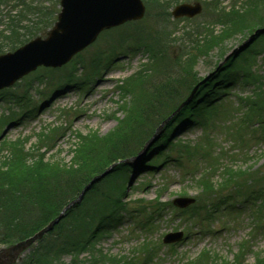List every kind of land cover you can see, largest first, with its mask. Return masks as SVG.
Wrapping results in <instances>:
<instances>
[{
    "label": "rangeland",
    "instance_id": "rangeland-1",
    "mask_svg": "<svg viewBox=\"0 0 264 264\" xmlns=\"http://www.w3.org/2000/svg\"><path fill=\"white\" fill-rule=\"evenodd\" d=\"M186 1L201 2L202 12L193 18H173L174 6ZM143 2L146 12L140 20L106 29L68 63L57 68L40 66L0 90V122L4 121L0 126V142L22 140L26 148L44 146L42 132L48 126H57L61 134L54 141L55 148L49 149L47 159L69 166L74 149L84 141L81 137L96 133L104 136L125 121L129 106L136 104V95L132 93L123 101V91L119 87L135 76L132 82L138 89L137 97H142L145 107L147 103L150 105L146 111L148 118L140 125L139 132L128 140L129 149L135 152L151 130L162 123L159 124L169 113L172 100L176 98L175 103L184 101L200 79L212 78V82L218 79L226 71L224 66L229 57H232L229 63L233 66L243 61L250 48L257 49L259 54L251 55L253 58L246 68L264 75V33L251 40L257 27L264 26L255 22L258 15H264L263 0ZM60 9L59 0H0V52L12 51L36 36L44 37L56 22ZM249 41L244 51L231 56ZM240 81L215 102L213 109H208L199 118V124L183 123L172 133V141L190 143L198 149L192 156H189L188 147L173 149V143H170L160 155L150 158L157 162L169 155L166 165L146 168L135 161L134 167L128 166L127 174L112 171L93 185L98 186L97 190L91 191V188V193H86L80 203L88 196L83 207L91 210L88 214L94 215L98 212L94 211L95 198L107 203L106 196L118 191L120 186L126 188L127 213L124 212L121 222L100 234L99 247L103 252L117 255L121 264H254L256 256L264 254V207L249 203L245 195L243 199L233 196V200H241L233 213L226 215L222 208L211 218H207L205 211H200L199 215L192 213L193 209H178L172 203L179 196L205 194L199 186V178L210 169L215 179L222 177L212 158L214 144L218 154L225 158V164L243 167L249 164L264 170L261 168L264 164V127L258 122L264 113L252 116L251 105L258 109L254 87ZM157 85L160 88L157 89ZM9 95L15 97L5 98ZM248 100L250 108L245 105ZM260 101L264 108V99ZM246 111L250 119L255 120L251 135L235 128L240 126V117ZM180 113L181 110L174 115L176 119L172 125L179 120ZM12 118L18 120L14 122ZM164 132L162 129L157 142L164 137ZM246 151L250 160L244 163ZM0 155H7V151H1ZM225 192L235 191L228 188ZM180 210L182 212H178ZM149 216L155 220L154 227H141L140 223L149 221ZM84 220L89 225L90 218L87 216ZM85 227H80L78 233L82 229L88 235L90 228ZM65 229L69 228L66 226ZM179 230L183 231L180 240L163 241L166 233ZM34 246L36 244L24 256ZM3 247L5 245L0 244V248ZM203 251L209 253L201 260L198 256ZM87 256L84 254L81 258ZM65 262L77 264L70 255L65 256Z\"/></svg>",
    "mask_w": 264,
    "mask_h": 264
},
{
    "label": "trees",
    "instance_id": "trees-1",
    "mask_svg": "<svg viewBox=\"0 0 264 264\" xmlns=\"http://www.w3.org/2000/svg\"><path fill=\"white\" fill-rule=\"evenodd\" d=\"M259 1L262 0H257V2ZM253 5L256 4L254 3ZM252 12H255V10ZM255 22H260L259 25H263L264 15H258ZM255 53L259 54L257 49L250 48L246 52V57H244L243 61L233 66L230 65L229 60L224 66L226 71L221 76H218V79L212 82L213 79L211 78L201 85L193 99L181 109L179 120L172 125L176 119L175 116L167 122L164 128V137L160 141L154 142L147 155L138 162L146 168L157 167L156 165L160 161L163 165H166L170 158L169 155L157 162L155 159L150 160V158L159 154L160 151L163 152L165 146L170 143H173V149L175 147H188L189 156L197 152L198 149H194L193 146L189 145L190 143L172 141V133L177 131L178 127L183 123L188 125L191 123L192 125L194 122H199V118L208 109L209 111L213 109L215 102L226 94L231 86L238 84L239 80H241V83L243 81L246 82L245 84L255 85L253 92L258 109H255V106L252 105L250 108V100L247 101V105L252 109V116L264 113V108L260 101L264 99V75L251 72L250 67L249 69H247L248 67L246 68L249 60L253 58L251 55ZM135 78V76L130 77L126 80L124 86L120 85L119 87L123 91V101L132 93L136 95L134 100L136 104L134 103L133 107L129 106L127 113L124 115L125 121H121L122 123L118 124L116 129L104 136H99L96 133L86 134L81 137L84 141L81 142L82 145L80 143L74 149L73 159L69 166L63 164L62 161L47 159L48 151L55 148L56 144L54 141L61 134V129L57 126H48L42 132L41 139L45 142L44 146L39 144L37 147L26 148L25 144H22V140L11 141L4 139L0 142V153L3 150L7 151V155H0V244H12L34 235L59 215L63 207L77 197L94 175L103 172L115 162L138 154L154 134L156 128L151 130L137 151L132 152L129 149L128 140L139 132L140 125L144 124V121L148 118L146 111L148 110L147 106H150L147 103L145 107L142 97H137L138 89L132 82ZM199 81H196L193 87ZM156 88H160V85H157ZM13 97L15 96L9 95L5 98L11 99ZM176 100V98L172 100L173 104L169 106V113L160 120L159 124L180 105V100L175 103ZM249 116L248 111H246L240 126L239 124V127L235 126L236 130L239 128L251 135V130L255 127L252 126L253 121H251L252 119L249 120ZM4 117L6 118V116ZM14 120L18 119H11V121ZM258 121L264 127V116L261 115ZM3 123L4 121L0 122V126ZM136 125H139V127L137 128ZM170 126L171 129L168 128ZM50 141L51 143L49 144ZM212 158L218 164V169L223 168L220 171L222 177L215 179L211 172L204 173L203 175L205 176L199 178V186L206 193L200 194L197 203L190 206L188 210L193 209L192 213L196 212L199 215L202 213L200 211H205L207 218H211L213 214L218 213L222 208L223 212L232 213L236 208L234 205H232L234 206L232 208V206L228 205L229 203H225L227 202L226 200L233 198V196L243 197L244 195L246 196L245 200L249 203H256L264 207V170H259V168L249 164L246 167L233 165L234 163L225 164V158L218 154L216 149H212ZM243 159L244 163L250 160L248 151L245 152ZM130 165L133 166L131 163L123 161L117 164L112 171L127 174ZM262 166L261 168H264V164ZM217 180L220 183L219 186L217 185ZM97 188L98 186L95 185L91 191L97 190ZM228 188L233 189L235 192L226 193L225 191ZM125 190V187H118V191H113V193L106 196V199L108 198L107 203L95 198L94 211L98 212L94 215L88 214L87 212L90 213L91 210L83 207L85 201H88V196H86L87 198L85 197L82 203L67 211L66 217L55 226L53 231L38 241L36 246L20 260L19 264H67L65 262V256L67 255H70L73 261L76 260L77 264H121L122 261L117 255L103 252L99 247V243L102 237L100 234H104L113 224L121 222L125 217L124 212L127 213L128 207H126L127 204L124 202ZM97 203L99 204L97 205ZM87 216L90 218L88 221L89 225L84 220ZM154 221V218L150 217L149 221L141 222L140 226L150 229L154 226L152 224ZM256 223L258 225V222ZM83 225L84 228H86L85 225L89 226L90 233L88 235L87 231H82V229L78 233L79 228H82ZM66 226L69 228L68 230L65 229ZM47 237L51 238L47 239ZM207 253L203 251L198 258L201 260L205 259ZM84 254L88 255L87 258L89 259H83ZM82 255L83 257L81 258ZM150 258L149 261H151ZM241 263L243 262H239V264ZM254 264H264V254L257 255Z\"/></svg>",
    "mask_w": 264,
    "mask_h": 264
},
{
    "label": "water",
    "instance_id": "water-1",
    "mask_svg": "<svg viewBox=\"0 0 264 264\" xmlns=\"http://www.w3.org/2000/svg\"><path fill=\"white\" fill-rule=\"evenodd\" d=\"M60 3L62 9L58 20L46 38L37 37L14 52L0 55V89L14 84L19 78L35 70L39 65L61 66L68 62L74 54L95 41L102 30L127 21L141 19L145 14V5L142 0H61ZM201 10L200 3H182L175 7L173 15L175 17L194 16ZM197 87L198 85L182 105L193 96ZM157 134L158 131L147 143L142 153ZM113 166H110L102 174L94 176L78 197L64 207L62 212L46 227L32 237L1 249L0 264L15 263L24 251L51 231L64 217L65 212L79 202L96 180L107 175ZM193 201L191 198L178 197L174 203L182 207ZM182 236L183 232H171L164 237V242L172 243L180 240Z\"/></svg>",
    "mask_w": 264,
    "mask_h": 264
}]
</instances>
